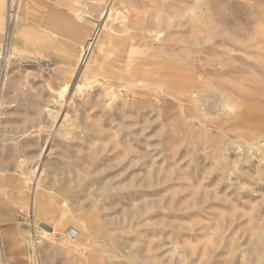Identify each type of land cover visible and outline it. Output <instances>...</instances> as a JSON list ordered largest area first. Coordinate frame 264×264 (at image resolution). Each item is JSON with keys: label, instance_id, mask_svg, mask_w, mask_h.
Returning <instances> with one entry per match:
<instances>
[{"label": "rangeland", "instance_id": "374dc122", "mask_svg": "<svg viewBox=\"0 0 264 264\" xmlns=\"http://www.w3.org/2000/svg\"><path fill=\"white\" fill-rule=\"evenodd\" d=\"M111 6L124 18L86 65ZM15 41L0 209L22 248L6 264H264V0H30Z\"/></svg>", "mask_w": 264, "mask_h": 264}, {"label": "bare ground", "instance_id": "6f19581e", "mask_svg": "<svg viewBox=\"0 0 264 264\" xmlns=\"http://www.w3.org/2000/svg\"><path fill=\"white\" fill-rule=\"evenodd\" d=\"M11 5L13 6V8H11ZM115 5H116V3H115ZM28 6H29V0H22L21 4H20V7L17 6V0H10V4H9V7H8V11L9 12L7 14V17L10 20L11 19L10 16L13 15V12L15 11L16 24H14V26L11 28L9 40H8V35L6 34L5 40L3 41V44H2V47H1L0 68L3 70L2 63H4V72H5L6 63H7L8 59H9L11 53L17 47V43H16L15 40H16L17 37H21L22 24H23V21H24ZM113 10L115 11V13H114L115 14L114 21L122 20L124 18V16L121 13V11L118 10V8H116V7H115V9H113V6L107 7V8L104 9V11H102L101 18H102L103 22L101 23V25L98 28H95L93 30V32L90 34V36H88L87 41L85 42V45H84L83 56H85L84 63H86V65H88L89 63L94 62V60L96 58V55H97V52L99 50V47H101L102 44L107 39L108 31L110 29V26L106 25V22L108 20H110L111 15H112L111 12ZM71 20H72V18H69L67 20L69 24H66V26H64V28L66 30H68V32L72 33V36L71 37L69 36V41L66 43V45L68 46V48H78L77 45L79 44V41L81 40V38L84 35L85 26H82L81 22H75L74 20H72V21ZM73 35H76V37L78 36L79 38L76 39L75 36H73ZM7 41H8V43H7ZM6 43H7V45H6ZM158 65H161V62H158ZM158 72L159 71H157L155 73H158ZM155 80H156L157 84H161V76H157L155 78ZM33 203H34V208H35V206L37 207V205L39 203L38 196H35L33 198ZM77 237H78V232H77ZM34 243H37V241L34 240ZM71 245L75 246V247L72 246L71 248L79 247V243L78 242H74Z\"/></svg>", "mask_w": 264, "mask_h": 264}, {"label": "crops", "instance_id": "0c3cea01", "mask_svg": "<svg viewBox=\"0 0 264 264\" xmlns=\"http://www.w3.org/2000/svg\"><path fill=\"white\" fill-rule=\"evenodd\" d=\"M21 1L22 0H17V6L18 7H20ZM29 2H30V0H29ZM9 4H10V0H9ZM27 18L29 20H32L34 18V16L29 14ZM6 24H7V20H6ZM2 27H3L2 0H0V37H1ZM6 28L7 27L5 26L2 43L4 41V37L6 34ZM14 223H15V220L12 219V217L10 215L5 213L4 210L0 209V239L2 242V245L0 246V258H3V260H5V262L7 259V255H9L15 251H18L22 248V243H21V240L18 239Z\"/></svg>", "mask_w": 264, "mask_h": 264}, {"label": "built area", "instance_id": "2783aa9c", "mask_svg": "<svg viewBox=\"0 0 264 264\" xmlns=\"http://www.w3.org/2000/svg\"><path fill=\"white\" fill-rule=\"evenodd\" d=\"M52 65H53V63H52V61H47V63H46V67L48 68V69H51L52 68ZM67 237H68V239L70 240V241H73V240H75L76 239V237H77V231L74 229V228H70L69 230H68V232H67ZM2 245V242H1V239H0V246ZM0 263L1 264H6V262H5V260H3V258H0Z\"/></svg>", "mask_w": 264, "mask_h": 264}]
</instances>
